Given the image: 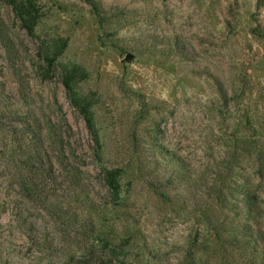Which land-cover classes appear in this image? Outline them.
Listing matches in <instances>:
<instances>
[{"label":"rangeland","instance_id":"rangeland-1","mask_svg":"<svg viewBox=\"0 0 264 264\" xmlns=\"http://www.w3.org/2000/svg\"><path fill=\"white\" fill-rule=\"evenodd\" d=\"M35 1L41 21L29 34L0 0V264L82 255L92 243L80 232L90 205L103 210L108 232L133 228L126 264H185L186 240L200 228L190 191L177 186L178 205H168L137 189L120 207L100 170L130 163L150 173L165 147L210 171L233 115L249 109L263 126L264 38L252 28L264 32V8L257 0H96L100 22L85 0ZM100 35L116 46H101ZM56 37L67 46L48 64L44 49ZM72 64L85 74L68 89L63 74ZM73 98L87 103L102 158ZM62 142L74 165L73 155L84 162L80 187L59 162Z\"/></svg>","mask_w":264,"mask_h":264},{"label":"trees","instance_id":"trees-1","mask_svg":"<svg viewBox=\"0 0 264 264\" xmlns=\"http://www.w3.org/2000/svg\"><path fill=\"white\" fill-rule=\"evenodd\" d=\"M85 1L99 21H104V12L99 2ZM8 2L26 31L29 34L35 33L41 21L36 1ZM257 6L264 8V0H257ZM252 32L264 38V32L259 27L252 28ZM98 40L101 46H116L102 35ZM66 46L67 38H54L44 49L47 63L56 60ZM78 74L84 75L85 72L75 64L65 66L63 82L66 88L72 89L74 76ZM220 95L227 105V96L222 91ZM73 101L84 114L95 144V156L102 158L103 148L87 103L78 98H73ZM243 119L247 126L243 124ZM228 128L230 130L227 131L224 153L213 161L210 171H198L168 148L160 146V153L166 158L156 161V167L150 173L141 175L139 168L131 167L130 163L100 170L110 202L120 207L128 206L126 202L137 189L145 190L153 198L168 205H178L174 195L177 186L181 185L190 191L193 198L190 200L192 207L189 211L200 228L193 237L186 240L183 253L185 264H264V188L254 183L251 173L246 172L245 167V163H250L258 173L259 181H264V125L254 126L253 116L247 109L241 110L240 116L233 115ZM133 148L138 146L134 143ZM65 149L62 142L59 162L64 173L71 175L69 179L73 185L80 187L83 181L81 165L84 162L73 155L81 163L74 165ZM89 209V218L82 222L80 232L92 237V243L82 255L72 256L64 264H126L125 257L129 249L125 243L134 237L133 228L127 225L120 232H108L103 210L92 205ZM71 215L72 220L78 219L76 213Z\"/></svg>","mask_w":264,"mask_h":264}]
</instances>
